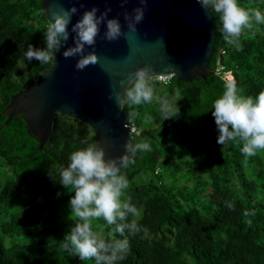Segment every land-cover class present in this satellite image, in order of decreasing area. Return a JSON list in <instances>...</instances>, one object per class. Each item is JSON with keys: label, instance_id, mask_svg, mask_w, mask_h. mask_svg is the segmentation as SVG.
Listing matches in <instances>:
<instances>
[{"label": "trees", "instance_id": "obj_1", "mask_svg": "<svg viewBox=\"0 0 264 264\" xmlns=\"http://www.w3.org/2000/svg\"><path fill=\"white\" fill-rule=\"evenodd\" d=\"M238 2L264 12V0ZM213 15L217 52L209 66L223 47L222 62L233 69L240 94L255 97L264 90V25L245 28L237 50L225 44ZM47 23L41 0H0V264H94L64 251V237L77 222L69 207L74 193L58 175L56 181L48 175L66 166L73 151L95 142L94 132L56 113L49 139L38 149L21 117L4 123L1 113L49 65L24 57L29 44L44 47ZM225 83L214 72L191 81L153 78L151 103L125 105L128 121L138 129L130 143L146 141L151 151L139 153L125 170L124 197L140 212L129 220L147 233L129 236L130 248L118 264H264V150L246 158L239 141L227 148L217 144L212 102ZM161 97L171 100L168 119L160 111ZM92 225L106 239L115 227L102 219Z\"/></svg>", "mask_w": 264, "mask_h": 264}, {"label": "clouds", "instance_id": "obj_2", "mask_svg": "<svg viewBox=\"0 0 264 264\" xmlns=\"http://www.w3.org/2000/svg\"><path fill=\"white\" fill-rule=\"evenodd\" d=\"M126 2L127 0H122L121 7ZM197 2L206 11L218 17L220 33L226 43L237 50H240L239 40L245 28H252L253 22L256 25H264V12L260 9H245L240 6L238 0H197ZM140 4L142 6L134 8L132 13L125 11L123 14L131 32H136V24L144 18L146 0H140ZM84 7V4H80V8ZM111 11V7H106L103 12H99L98 7L93 6L83 11L77 21L72 23V17L77 14L78 8L75 5L68 9L61 8L60 14L54 16V22L48 20L43 31L44 47L29 44L24 52L25 59L29 63L35 59L42 65L52 64L54 53L68 45L71 37L72 46L65 47L62 52L63 57L78 56L79 59L75 64L77 70L82 71L86 66L95 65L98 57L94 45L101 25L104 24L106 28L103 33V39L106 41L112 42L125 35L119 18H109L108 14ZM89 46L93 47V51L86 52V47ZM216 52L217 50L213 56ZM224 54L225 50L221 47L218 56L216 55L214 67L209 66L212 72L226 82L222 94L212 102L211 115L218 133L216 142L222 148H227L233 141H239L242 145L240 148L242 155L246 158L252 157L258 151L264 150V90L255 97L241 95L233 69L222 62ZM220 67L222 69L218 72ZM153 71L151 64L137 68L130 75L123 92L110 94L109 98L115 95L122 108L125 105L151 103L155 96L153 78L156 76L153 77ZM224 71H231L233 80H226L222 74ZM162 75L173 76V74ZM159 104L165 119L170 118L171 100L161 97ZM127 124L135 127L134 132L138 131L135 124L129 121ZM127 132L128 136L134 133L130 132L129 128ZM124 147L125 151L121 156L105 159V151L98 142L86 143L85 147L70 154L66 166L62 165L48 172L50 179L56 181L54 176L58 175L59 183L74 193L69 200V207L77 222L65 235L63 249L82 261L90 259L94 264H118L125 259L130 248L129 236L141 231L147 233V229H142L135 219L129 220V217H138L140 212L130 197H124L125 191L129 188L125 170L136 163L139 153L151 151V146L146 141H138L128 143ZM227 207L231 209L232 205L228 204ZM99 219L108 226H115L109 232L110 238L106 239L100 232L93 230L92 221ZM114 234H119L120 238H116Z\"/></svg>", "mask_w": 264, "mask_h": 264}, {"label": "water", "instance_id": "obj_3", "mask_svg": "<svg viewBox=\"0 0 264 264\" xmlns=\"http://www.w3.org/2000/svg\"><path fill=\"white\" fill-rule=\"evenodd\" d=\"M121 3L122 0H41V13L47 22H54L61 8L73 5L78 12L72 23L93 6L99 12L111 7L109 18H119L125 35L106 41L102 24L94 45L98 61L82 71L75 68L78 56L62 55L65 47L72 46L70 37L68 45L54 53V62L11 96L1 111L6 115L4 123L13 116L21 117L38 140V148H42L49 138L54 115L59 113L86 124L93 130L95 142L104 149L105 159L116 158L130 143V126L125 106L122 108L115 95L111 99L109 96L122 93L137 68L151 64L153 77L173 74L187 81L205 79L213 73L209 62L216 51L215 17L197 0H146L144 18L136 24V32L129 31L123 14L141 7L140 0H127L123 7ZM80 4L85 7L80 8ZM89 51H93L92 46L86 47Z\"/></svg>", "mask_w": 264, "mask_h": 264}, {"label": "built area", "instance_id": "obj_4", "mask_svg": "<svg viewBox=\"0 0 264 264\" xmlns=\"http://www.w3.org/2000/svg\"><path fill=\"white\" fill-rule=\"evenodd\" d=\"M222 69V67H220L218 69V72ZM223 77L228 80V81H231L233 80L232 78V75H231V71H224L223 73ZM171 75H159V76H156L155 78L156 79H159V80H163V81H169ZM129 131L130 132H134L135 131V127L133 125H130V128H129Z\"/></svg>", "mask_w": 264, "mask_h": 264}, {"label": "rangeland", "instance_id": "obj_5", "mask_svg": "<svg viewBox=\"0 0 264 264\" xmlns=\"http://www.w3.org/2000/svg\"><path fill=\"white\" fill-rule=\"evenodd\" d=\"M247 34V33H246ZM240 41V40H239ZM225 44H227L226 42H225ZM227 45H229V44H227ZM227 58V55H224V59H226ZM172 109H174V107H172ZM131 113H132V116H134V114H133V110L131 111ZM136 123L138 124V125H142V123H143V119L140 117V116H138L137 117V119H136ZM43 160V159H42ZM44 164V162L43 161H41L40 162V165H43Z\"/></svg>", "mask_w": 264, "mask_h": 264}]
</instances>
